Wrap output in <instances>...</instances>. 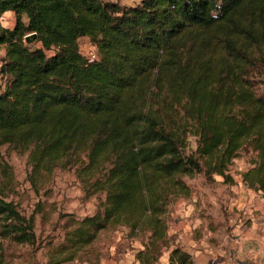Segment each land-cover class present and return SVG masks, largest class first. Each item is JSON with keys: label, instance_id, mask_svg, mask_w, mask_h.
<instances>
[{"label": "trees", "instance_id": "1", "mask_svg": "<svg viewBox=\"0 0 264 264\" xmlns=\"http://www.w3.org/2000/svg\"><path fill=\"white\" fill-rule=\"evenodd\" d=\"M7 12L0 238L8 246H35V213L8 201L14 174L2 147L27 154L35 194L56 171L71 170L85 201L104 197L92 216H60L63 238L46 245L47 264L98 257L100 234L120 228L143 239L136 260L156 264L173 240L170 205L191 195L185 177L231 186L229 169L244 156L241 180L264 197V0H0V17ZM81 39L96 53L92 62ZM0 264H13L2 245ZM168 264L191 262L174 247Z\"/></svg>", "mask_w": 264, "mask_h": 264}, {"label": "rangeland", "instance_id": "2", "mask_svg": "<svg viewBox=\"0 0 264 264\" xmlns=\"http://www.w3.org/2000/svg\"><path fill=\"white\" fill-rule=\"evenodd\" d=\"M103 1L117 3L121 7H133L141 0ZM80 44L84 48V53L93 51L86 40H80ZM2 53L3 51H0V57ZM0 85H2L1 76ZM257 90L259 94L264 95V80L258 84ZM195 141V137H188L189 153L195 150ZM1 153L14 174V189L8 201L13 202L18 211L26 217L35 213L36 244L33 248L25 245L8 246V241L0 238V245L4 247L7 255H12L13 264H47L46 245L61 241L63 238L61 226L63 220L60 216L66 214L76 218L92 216L98 211L99 200L104 197L98 196L85 201L81 185L71 170L56 171L51 185L39 194H35L26 180L29 171L27 154L19 155L6 147L1 148ZM248 160L249 157L244 156L232 163L229 171L234 184L231 186L218 184L209 186L202 175H196L194 178L185 177L191 195L188 198L178 199L170 205L167 227L168 234L173 240L170 241L169 247L163 249L156 264H168L174 247L188 254L191 264H264V241L254 246L245 236L249 230L254 232L255 229H250L244 223L242 216L246 209L244 203L253 199L257 201L252 200L254 206L255 203L264 205L263 194L246 188L241 180V174L249 168ZM219 182L221 180L217 178V183ZM229 196L234 197L231 205L227 202ZM202 213L206 219L202 218ZM208 214L212 221L216 222L218 219L221 223L226 224L229 221L233 224L224 227L214 224L213 228L209 227L212 229H205L202 233L203 238L197 241L192 232L196 230L200 233L201 229L198 225L202 220H208ZM178 221L183 222L179 230L175 229ZM128 233V230L123 228L118 229L116 233H101L94 244L98 257L88 254L71 264H140L135 255L143 249L144 241L141 238L131 239L127 237ZM234 238H239L241 242L236 244Z\"/></svg>", "mask_w": 264, "mask_h": 264}, {"label": "crops", "instance_id": "3", "mask_svg": "<svg viewBox=\"0 0 264 264\" xmlns=\"http://www.w3.org/2000/svg\"><path fill=\"white\" fill-rule=\"evenodd\" d=\"M4 18H5V22H4L5 24H2V25L5 28L12 29L14 26V15L11 12H7L4 14ZM81 40H86V39H81ZM192 178H194V177H192ZM244 196H246V194H244ZM227 198H228L227 202L230 203V205H231L232 201H234V197L229 196ZM248 198H249V196H248ZM249 199H252V198H249ZM252 200H248L244 203L246 206V209H245L244 213L242 214V216H243L245 225L247 227H249L250 229H255L254 232L249 230L245 234V236L247 237V240L252 242L251 245L255 246L257 244H260V241H264V205L263 204L258 205L257 203H255V206H254L253 201H255V200H253V201ZM255 202H257V201H255ZM205 212H207V211H205ZM207 217H208V220H202L201 223L198 225V228L201 229V231H200L201 236H200V233H198V231H196V230H194L192 232V235H194V239H197V241L203 238L202 233L205 231V229H207V230L212 229L214 224H216L219 227H224L227 224L228 225L233 224V223H230L229 221L226 224L221 223V221L218 219L216 222H215V220L212 221V218L210 217L209 214ZM202 218H204V213H202ZM204 219H206V218H204ZM182 224H183V222L178 221L175 229L179 230V228L182 226ZM209 227H212V228H209ZM223 241H226V239H223Z\"/></svg>", "mask_w": 264, "mask_h": 264}, {"label": "built area", "instance_id": "4", "mask_svg": "<svg viewBox=\"0 0 264 264\" xmlns=\"http://www.w3.org/2000/svg\"><path fill=\"white\" fill-rule=\"evenodd\" d=\"M0 22H1V23H4V22H5L4 15L0 17ZM82 54H83V56H84L89 62H92V61L95 60V58H96V53H95L94 50H93V51H90V52L86 51V52L84 53V48H82ZM234 241H236V242H235L236 244H239V243L241 242V240H240L239 238H234Z\"/></svg>", "mask_w": 264, "mask_h": 264}]
</instances>
